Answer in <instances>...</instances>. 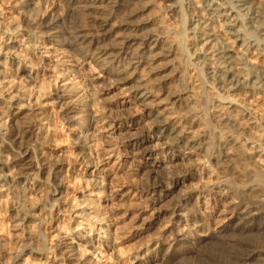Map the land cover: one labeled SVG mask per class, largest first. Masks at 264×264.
Masks as SVG:
<instances>
[{
    "label": "bare ground",
    "instance_id": "1",
    "mask_svg": "<svg viewBox=\"0 0 264 264\" xmlns=\"http://www.w3.org/2000/svg\"><path fill=\"white\" fill-rule=\"evenodd\" d=\"M14 1L19 22L0 16V264H43L24 253L26 233L48 264H159L166 243L174 244L167 264L264 261V0ZM114 35L122 36L109 44ZM32 72L27 84L22 75ZM110 85L123 96L116 108L101 96ZM58 123L65 140L53 134ZM134 128L139 139L125 153L122 137ZM130 155L159 158L133 160L145 182L125 172ZM121 173L151 207L143 231L127 239L133 226L120 227L113 198ZM70 185L81 196L59 208L49 196ZM229 214L243 227L222 228L238 240L216 230ZM155 225L147 242L130 244ZM213 233L223 243L197 253L196 240Z\"/></svg>",
    "mask_w": 264,
    "mask_h": 264
},
{
    "label": "rangeland",
    "instance_id": "2",
    "mask_svg": "<svg viewBox=\"0 0 264 264\" xmlns=\"http://www.w3.org/2000/svg\"><path fill=\"white\" fill-rule=\"evenodd\" d=\"M157 5V6H156ZM159 7V8H158ZM18 8H19V3L17 2V1H14V0H0V16H1V19L2 20H4L6 23H9V24H11L12 26H15V24L16 23H18L19 22V20H20V18H19V16H18ZM153 8L155 9V10H161V7H160V4L157 2H154L153 3ZM59 9H60V13H65L64 11H65V8H64V6L63 5H61L60 4V6H59ZM159 10V11H160ZM73 21H74V19H72L71 21H70V23H69V25L70 24H73V25H75V23H73ZM76 21V20H75ZM74 21V22H75ZM72 22V23H71ZM77 22V21H76ZM85 24L87 25V29H88V31H90V34H92L93 36H96V34H98V31H99V29H98V21H93V20H91V19H86V21H85ZM68 25V29H67V27H64L63 28V39H66V40H68L69 41V37H70V31H72L71 30V27L73 26H69ZM68 30V31H67ZM121 31V30H120ZM121 33V32H120ZM122 35H120V36H113L112 38H110V39H108L109 41H108V43L109 44H111V43H114L116 40H117V38L118 37H121ZM29 37V36H28ZM28 37H27V39H28ZM18 39V40H17ZM31 39H34L33 38V36H32V38ZM33 41H35V40H33ZM19 43V38H16V39H14V40H9L8 42H7V44L10 46V45H15V44H18ZM12 54H15V53H12ZM12 61H13V63H15L14 64V66L16 67L17 66V63H18V59H17V56L16 55H14L13 57H12ZM15 61V62H14ZM19 74V73H18ZM19 76V75H18ZM23 77V80H25V82H27V84H29V83H31L32 81H33V72L32 73H30V74H24V75H22ZM197 85H198V83H196ZM115 86L116 85H110V87L109 86H105V87H103V89H102V92H101V96H102V99H103V101H104V103L105 104H108V105H112V107H114V108H116V106H117V104H119V103H122L123 102V96L122 95H120L119 94V92H117V91H115ZM8 96V95H7ZM20 103V104H19ZM11 104H13L15 107H17L18 106V104L19 105H21V106H23L24 104H23V102H19V100H17V99H15V100H13V101H11ZM23 104V105H22ZM0 106H3L2 104L0 105ZM118 110L120 109V108H117ZM126 111H128V109H126ZM133 116H134V118H136L137 117V115H134L133 114ZM122 120L123 119H121V120H117V123L119 124V123H121L122 122ZM182 125V123H180L179 124V126H181ZM63 125H62V123H58V133H56L55 131L53 132V134H54V136H56V139H60V140H65V132H64V130H63V127H62ZM132 125H130V127H131ZM136 130H137V128H134V129H132L131 130V132L129 133V135L126 133L125 135H124V138L122 137V139L124 140V141H122L123 143H125V144H127L129 147H127V150H126V152L125 153H128L127 151H131V145H129V144H132L134 141H136L137 139H139V136H132V137H130V135H134V134H136L137 132H136ZM195 130H197V127L196 128H194V129H192V131H195ZM190 132H192L191 130H189ZM106 132H108V130H106ZM126 137V138H125ZM120 140H121V138H120ZM126 145V146H127ZM110 145H105L104 147H103V149L101 148V149H99V153H100V156H101V160H100V162H102V161H104L106 158H107V153H109V150H110V147H109ZM109 148V149H108ZM258 151H260V150H258ZM84 155H83V159H84ZM127 158H128V161H129V164H127V166L124 168L125 169V172L127 171L128 173H130V175H132V176H136V178H138V180H141L142 182L144 181H146V179H147V177H143L142 175H140V176H138V174L136 173L137 171H138V169H140L137 165H138V163H135L134 162V166L132 165V162H133V160H136V162H138V161H141V166H143V165H145L147 162L148 163H153L154 165H156V164H158L160 161H159V158L157 159L155 156L154 157H145L143 160H142V156L141 155H139L137 158H134L133 156H127ZM79 159V158H78ZM85 161H86V159H85ZM130 165H132V168L130 167ZM64 170H65V173H66V175L67 176H71L72 174H73V168H72V166L70 165H65V168H64ZM158 171H160V173L159 172H157L158 174H159V176L161 177V178H163V176H164V170H162V169H159ZM82 173H84V170L82 171ZM193 173H195V172H191L190 174H193ZM86 174V173H85ZM122 174L123 173H121L120 175H119V179H118V181L116 180V181H114L113 183V185L115 186V188L116 189H113V190H115V191H113V195H114V197L113 198H115L116 196L118 197L119 196V198L118 199H116L115 200V203H118L117 205H115L114 207H115V212H116V214L118 215V216H120V218L118 217V219H119V221H120V227H122V225L124 226V228L126 227V228H128V225H129V228L131 227V226H133V230H128L129 231V233H128V231H127V229H126V231L127 232H125V233H128V234H126V238L125 239H127V238H129V237H131L132 236V234H137V232L139 233V232H142L143 230V228H141L142 227V219L144 218V217H146V215H149L151 212H150V209H151V207L150 208H146V206L147 205H144L146 202L144 201L143 203H141L140 204V201L138 200H135V198H136V196H137V194H139L140 192H143L142 190V188L141 189H139L138 191H135L136 189H134V188H131V186H129V183H126L125 181H124V175L122 176ZM189 175V174H188ZM122 176V177H121ZM86 177L88 178V176L86 175ZM53 178V176L51 177V179ZM95 178H97V176L96 177H89L88 179L89 180H93V179H95ZM122 180V181H121ZM124 183L126 184V185H124ZM123 184V186H122V188H120L121 187V185ZM143 184H145V183H141V186L143 185ZM118 185H120V187H118ZM71 187L69 188V189H62V190H60L59 192H56V193H54L53 192V194H51L50 196H49V198H50V200L52 201V203L53 202H55L56 204H58L59 203V208L60 207H62V208H69V206H71V202H72V200H73V196L74 195H77L78 197L79 196H81L78 192H76V190L74 191L72 188H73V186L72 185H70ZM143 187V186H142ZM130 189V190H129ZM132 190V191H131ZM62 192V193H61ZM66 192L68 193V195L69 196H67L66 197ZM138 192V193H137ZM136 193V194H135ZM182 194V191L181 190H178V191H176L172 196H170L169 198H167L166 200H164V202L162 203V204H159L158 206L156 205L155 207L158 209V211L156 212H154V214L156 215V217L158 216L157 214H162V212H167V210L169 209H171V204L173 203V201L175 200H177L178 199V197H180L179 195H181ZM123 196V198H121ZM157 198V197H156ZM168 200V201H167ZM117 201V202H116ZM82 202V201H81ZM108 205V204H107ZM107 205L106 204H104L103 205V209H109L108 207H107ZM109 206V205H108ZM84 207H86L85 205H84ZM112 208V207H111ZM148 210V211H147ZM162 211V212H161ZM57 212H58V210H57ZM150 212V213H149ZM61 216V214L59 213V214H57L55 217L56 218H58V217H60ZM235 216L236 215H233L232 216V214H229L228 215V217H227V221H225V223L223 224H220L219 226H217L216 227V230H220V234H222V235H224V234H229L230 236H235L236 237V239L238 238V236L239 237H241V234H239V232L238 231H235V230H229V231H227V226L228 225H232L233 226V228L235 229V228H242L243 226H242V223H241V225H240V223H239V225H238V222H236L235 221ZM262 216V217H261ZM261 216H259V217H261L260 218V220H259V218H258V221H257V224H259L260 222H264V215H261ZM156 217H154V218H150V220L148 219L147 221L148 222H146L145 223V225L147 224V227L149 226V225H151V224H154V223H156L158 220H156L155 221V219H156ZM122 219V220H121ZM161 220L160 221H162V219L163 218H160ZM234 221L233 223H230L231 221ZM122 221V222H121ZM164 221V220H163ZM230 221V222H229ZM150 222V223H149ZM140 223H141V225H140ZM160 223V222H159ZM132 224V225H131ZM227 224V226H224L223 228H222V226L223 225H226ZM237 224V225H236ZM251 223H249V225H250ZM253 224V223H252ZM141 227H140V226ZM157 225H159V224H157ZM157 225H155V226H153L152 227V230H150V231H147L146 233H144L143 234V236H141L140 238H137V239H135V240H133V241H131V243L130 244H132L133 242H135V243H139L140 242V240H141V238L143 239V238H150V237H148V236H153V235H156V233L158 232V229H157V227H159V226H157ZM136 226H138V227H136ZM240 226V227H239ZM146 227V226H145ZM138 229V230H137ZM142 231H141V230ZM130 231H132V232H130ZM256 233V232H255ZM130 235V236H129ZM147 235V236H146ZM215 235V236H214ZM145 236V237H144ZM231 237V238H234L235 239V237ZM215 237V238H214ZM34 237H31V235H29V233H26V234H22V235H20V239L19 240H21V245L22 246H24V253H26L27 254V256H29V257H31V259L33 260V261H35V260H37V261H42L41 263H43V264H48L47 263V261L48 260H46V258H45V251L44 252H38L37 251V249H36V245H37V242H36V240H35V238L33 239ZM203 239H197L196 241L198 242H200L197 246H195L196 247V251H197V253H199V252H204V250H207L208 248L209 249H211V247L213 248L214 246L216 247L219 243L221 244V243H223V241L219 238V237H217L216 236V234H211L210 235V237L209 238H207V237H202ZM206 238V239H205ZM238 239H240V238H238ZM237 239V240H238ZM138 240H139V242H138ZM137 241V242H136ZM141 241H143V243H145V242H147V239L146 240H141ZM221 241V242H220ZM219 244V245H220ZM173 246H174V244H173ZM173 246H171L170 247V245H168V243H166L165 245H163V246H161V249H158V252L157 253H161V252H163L162 253V256H161V258L163 259L159 264H167V262H166V259L168 260V259H170V260H172L174 257H170V256H172L173 255V253H171L172 252V250H173ZM192 247V246H191ZM207 248V249H206ZM208 249V250H209ZM8 250V252H9V254L11 253V250L8 248L7 249ZM202 250V251H201ZM170 251V252H169ZM44 253V254H43ZM167 253V254H166ZM169 253V254H168ZM194 256V255H193ZM195 256H198V255H196L195 254ZM194 256V257H195ZM40 257V258H39ZM165 259H164V258ZM50 258H51V256H50ZM257 262V263H256ZM264 264V261H255V262H252L251 264Z\"/></svg>",
    "mask_w": 264,
    "mask_h": 264
}]
</instances>
